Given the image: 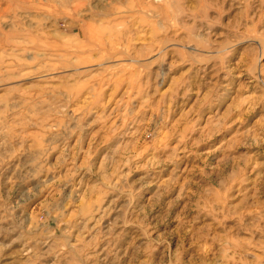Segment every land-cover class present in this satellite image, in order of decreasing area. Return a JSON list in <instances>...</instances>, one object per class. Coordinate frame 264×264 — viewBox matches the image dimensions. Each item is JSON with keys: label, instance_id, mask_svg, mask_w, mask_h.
I'll return each instance as SVG.
<instances>
[{"label": "rangeland", "instance_id": "rangeland-1", "mask_svg": "<svg viewBox=\"0 0 264 264\" xmlns=\"http://www.w3.org/2000/svg\"><path fill=\"white\" fill-rule=\"evenodd\" d=\"M0 264H264V0H0Z\"/></svg>", "mask_w": 264, "mask_h": 264}]
</instances>
